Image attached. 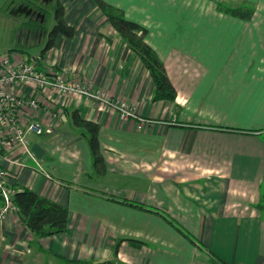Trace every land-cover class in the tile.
Returning <instances> with one entry per match:
<instances>
[{"label": "crops", "instance_id": "obj_1", "mask_svg": "<svg viewBox=\"0 0 264 264\" xmlns=\"http://www.w3.org/2000/svg\"><path fill=\"white\" fill-rule=\"evenodd\" d=\"M59 1L76 36H59L37 60L127 104L136 118L82 95L57 98L60 120L32 114L47 135L28 134L39 164L12 168L15 187L68 207L70 224L38 238L9 214L0 222V264H90L107 252L113 258L101 264H214L209 253L264 264V0H241L254 7L249 20L219 11L216 0H104L148 30L176 102L154 100L150 73L94 0ZM29 23L11 57L40 38ZM75 111L100 125L104 174L72 124ZM220 126L234 131L210 129Z\"/></svg>", "mask_w": 264, "mask_h": 264}, {"label": "trees", "instance_id": "obj_2", "mask_svg": "<svg viewBox=\"0 0 264 264\" xmlns=\"http://www.w3.org/2000/svg\"><path fill=\"white\" fill-rule=\"evenodd\" d=\"M218 10L235 18L249 20L253 17L254 7L241 1L237 4H228L221 0H216ZM59 2L56 12V24L49 33V40L41 54L40 59L45 58L46 53L55 46L59 36L74 38L76 29L66 21L64 6ZM99 10L107 18L117 34L123 39L126 45L143 62L146 70L150 73L155 90L153 98L155 101L176 102L178 92L169 78L165 63L157 52L146 42L145 38L148 30L140 24L128 20L123 10L114 7L104 0H94ZM34 27H36L34 25ZM72 124L76 129H80L88 137L90 150L94 160V166L99 174L106 173V163L102 154L100 141V125L92 120L82 117L79 111L72 114ZM217 131H234L228 127H210ZM235 132H242L235 130ZM17 186V193L13 198V204L17 207V214L20 216L25 226L38 238L52 237L65 234L68 231L70 218L68 207L59 204L49 198L41 196L28 187ZM3 197L0 195V210L3 208ZM173 223V222H172ZM175 223V222H174ZM179 233L203 249L202 243L198 241L190 232L177 225ZM129 244L141 249L147 244L141 240L129 239ZM118 252V248L116 250ZM214 264H228L215 254L209 253ZM70 264H73L70 263Z\"/></svg>", "mask_w": 264, "mask_h": 264}, {"label": "built area", "instance_id": "obj_3", "mask_svg": "<svg viewBox=\"0 0 264 264\" xmlns=\"http://www.w3.org/2000/svg\"><path fill=\"white\" fill-rule=\"evenodd\" d=\"M40 67V60L33 63L24 59L15 61L11 57L0 63V195L4 202L0 222L9 214L18 212L13 204L17 193L14 182L18 176L12 168H32L27 163L29 160L39 164L28 134L46 136L47 131L40 120L32 117L33 113L44 111L53 121L60 120L57 98L82 95L111 105L125 121L136 118L127 104L111 100L104 93L94 92L90 86L69 79L53 68ZM24 118L29 120L24 123ZM4 164L11 167L6 168Z\"/></svg>", "mask_w": 264, "mask_h": 264}, {"label": "rangeland", "instance_id": "obj_4", "mask_svg": "<svg viewBox=\"0 0 264 264\" xmlns=\"http://www.w3.org/2000/svg\"><path fill=\"white\" fill-rule=\"evenodd\" d=\"M21 1L22 0H0V63L5 59L10 58L12 55H15V52L11 51L12 48L17 44H21L24 37L28 36V30L26 29V22L28 20L25 17H15L12 15L13 4ZM58 1L59 0H52L48 2L45 7L46 14L44 18V30H41L40 32V38L36 36L32 38L30 37L32 44L29 47H26V54L18 53L11 58H14L15 61H21V56H23V58L32 60L33 63H36L38 61L37 59H40L47 44L46 37H48L49 32L53 30L56 24L55 16L59 8ZM43 68L45 67H40V69ZM29 163L34 165L33 161H29ZM112 255L110 256L107 252L103 255V258L100 261H93L90 264H101L105 261H109L113 258Z\"/></svg>", "mask_w": 264, "mask_h": 264}, {"label": "flooded vegetation", "instance_id": "obj_5", "mask_svg": "<svg viewBox=\"0 0 264 264\" xmlns=\"http://www.w3.org/2000/svg\"><path fill=\"white\" fill-rule=\"evenodd\" d=\"M50 1L52 0H22L12 6V15L16 17H25L27 20H31L33 23H29V25H33V27L34 25L36 26L34 27L35 31L33 33L40 34L41 30H44L45 7Z\"/></svg>", "mask_w": 264, "mask_h": 264}]
</instances>
